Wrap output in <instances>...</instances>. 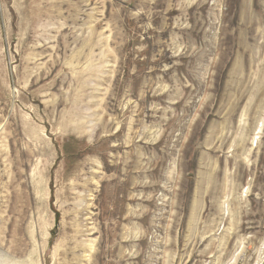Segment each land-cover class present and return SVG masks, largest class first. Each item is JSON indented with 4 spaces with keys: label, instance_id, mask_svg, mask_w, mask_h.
I'll list each match as a JSON object with an SVG mask.
<instances>
[{
    "label": "rangeland",
    "instance_id": "obj_1",
    "mask_svg": "<svg viewBox=\"0 0 264 264\" xmlns=\"http://www.w3.org/2000/svg\"><path fill=\"white\" fill-rule=\"evenodd\" d=\"M0 264H264V0H0Z\"/></svg>",
    "mask_w": 264,
    "mask_h": 264
}]
</instances>
